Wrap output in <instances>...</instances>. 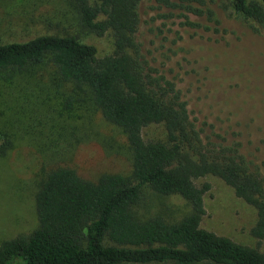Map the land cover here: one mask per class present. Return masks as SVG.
<instances>
[{"label":"trees","instance_id":"16d2710c","mask_svg":"<svg viewBox=\"0 0 264 264\" xmlns=\"http://www.w3.org/2000/svg\"><path fill=\"white\" fill-rule=\"evenodd\" d=\"M82 29L98 36L110 31L113 50L97 56L93 44L74 34H41L0 43V72L49 62L58 77L87 88L104 119L120 127L131 151V178L104 172L95 180L73 169L46 172L35 193L36 225L0 242V264H264V252L200 226L203 196L214 175L252 205L257 219L250 234L264 238V174L252 167L237 140L218 133L202 136L173 80L150 65L136 41L141 0H71ZM200 13L203 0H155ZM233 11L264 23V0H230ZM252 120V119H251ZM159 124L164 139L142 130ZM232 135L238 136L236 131ZM0 144V154L10 147ZM178 195L189 212L176 221L160 214L141 216L134 207L142 188ZM259 245V244H258Z\"/></svg>","mask_w":264,"mask_h":264},{"label":"rangeland","instance_id":"374dc122","mask_svg":"<svg viewBox=\"0 0 264 264\" xmlns=\"http://www.w3.org/2000/svg\"><path fill=\"white\" fill-rule=\"evenodd\" d=\"M192 5L199 14L141 0L135 33L140 52L175 82L202 136L238 140L245 159L264 174V23L236 14L230 0ZM41 34H74L93 44L99 57L114 47L110 31L98 36L81 28L71 0H0V43ZM90 97L85 86L61 80L49 62L0 72V144H11L0 154V242L35 227L34 196L50 169L68 167L92 181L104 172L131 178L123 130L104 119ZM142 133L147 139L165 138L159 124ZM203 182L210 188L200 226L264 252V238L258 245L249 232L255 208L219 177L196 180ZM142 189L137 215L176 221L189 212L178 195ZM9 264L23 260L16 257Z\"/></svg>","mask_w":264,"mask_h":264}]
</instances>
